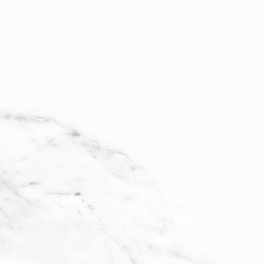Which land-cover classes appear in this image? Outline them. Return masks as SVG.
Returning <instances> with one entry per match:
<instances>
[{
  "label": "water",
  "instance_id": "1",
  "mask_svg": "<svg viewBox=\"0 0 264 264\" xmlns=\"http://www.w3.org/2000/svg\"><path fill=\"white\" fill-rule=\"evenodd\" d=\"M6 28L35 35L5 68L81 90L96 135L73 127L146 168L189 254L264 264V0H1ZM19 83L0 76V97Z\"/></svg>",
  "mask_w": 264,
  "mask_h": 264
},
{
  "label": "rangeland",
  "instance_id": "2",
  "mask_svg": "<svg viewBox=\"0 0 264 264\" xmlns=\"http://www.w3.org/2000/svg\"><path fill=\"white\" fill-rule=\"evenodd\" d=\"M0 121L3 122L0 126V264H118L121 261L122 264H207L193 262L171 242L175 237L172 224L163 220L160 212L146 206L154 205L163 211V204L153 187L147 182L141 183L144 172L124 161L122 156L100 152L50 120L16 119L0 114ZM47 130H52L51 138L43 135ZM56 144L58 147L53 149ZM122 176L126 187L137 195L125 200L135 209L130 211V219L122 215L124 201L119 204L122 199L107 196L111 186L108 183ZM7 180L15 182V188ZM46 193L50 196H43ZM51 197L58 200L62 215L70 213L77 222L75 225L71 218L75 230L69 229L68 234L76 241H63L61 245L53 240L51 246L46 243L48 231L44 232L46 227L50 229L49 214L45 217V210L42 216L38 213ZM140 199L147 203L144 205ZM147 218L152 222L147 223ZM82 220L93 226L97 224L98 233L108 234L109 237L102 238L107 252L98 250V238L92 258L89 257L91 248L85 236L77 240L82 230L93 234L81 228ZM61 234L62 231L60 237ZM118 237L123 240L119 241ZM165 239L169 240L165 242ZM12 240L19 247L12 245L15 248L12 249L9 245ZM130 251L134 254L126 260L124 254ZM16 257L24 259V263L16 261Z\"/></svg>",
  "mask_w": 264,
  "mask_h": 264
},
{
  "label": "bare ground",
  "instance_id": "3",
  "mask_svg": "<svg viewBox=\"0 0 264 264\" xmlns=\"http://www.w3.org/2000/svg\"><path fill=\"white\" fill-rule=\"evenodd\" d=\"M0 3H1V0H0Z\"/></svg>",
  "mask_w": 264,
  "mask_h": 264
}]
</instances>
